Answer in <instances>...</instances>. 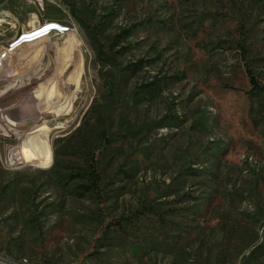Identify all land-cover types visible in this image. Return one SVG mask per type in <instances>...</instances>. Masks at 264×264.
Returning <instances> with one entry per match:
<instances>
[{
  "label": "rangeland",
  "instance_id": "374dc122",
  "mask_svg": "<svg viewBox=\"0 0 264 264\" xmlns=\"http://www.w3.org/2000/svg\"><path fill=\"white\" fill-rule=\"evenodd\" d=\"M0 18V256L264 264V0H0ZM50 22L68 31L22 38Z\"/></svg>",
  "mask_w": 264,
  "mask_h": 264
},
{
  "label": "bare ground",
  "instance_id": "6f19581e",
  "mask_svg": "<svg viewBox=\"0 0 264 264\" xmlns=\"http://www.w3.org/2000/svg\"><path fill=\"white\" fill-rule=\"evenodd\" d=\"M32 29L33 30L30 31V33L22 34V38H25V39L28 38L29 39V38L32 37L31 40L32 41L33 40L35 41L36 38H39L40 36L44 35L48 31L64 32V31L67 30L64 26H60V25H58L56 23H53V22H50V23H47V24L43 25V27L41 29H38L36 27H34ZM20 40H18V42H20ZM37 41H39V40H37ZM0 62H1V60H0ZM7 90H8V88H5L4 90H1L0 91V96L3 95V94H5V92ZM48 135H49L48 133L45 134V135H42V133H40V132H39V134L37 133L36 135H34V137L32 139H30L27 142L28 143L27 144L28 145L27 146V149H29L34 156H37V157L38 156H44L46 158V160H48V159L50 160V158H51V152H50V147H49V141L47 139V136ZM12 164L13 163L11 162L9 165H12ZM27 166L37 168V166L31 165L30 163L27 164ZM23 264H29L28 260H26V259L23 258Z\"/></svg>",
  "mask_w": 264,
  "mask_h": 264
},
{
  "label": "built area",
  "instance_id": "2783aa9c",
  "mask_svg": "<svg viewBox=\"0 0 264 264\" xmlns=\"http://www.w3.org/2000/svg\"><path fill=\"white\" fill-rule=\"evenodd\" d=\"M13 45H11L8 49H4L3 52H0V60L2 62L8 59L9 50L12 49V47H14ZM0 264H23V258L15 261L7 257L0 256Z\"/></svg>",
  "mask_w": 264,
  "mask_h": 264
},
{
  "label": "trees",
  "instance_id": "16d2710c",
  "mask_svg": "<svg viewBox=\"0 0 264 264\" xmlns=\"http://www.w3.org/2000/svg\"><path fill=\"white\" fill-rule=\"evenodd\" d=\"M248 77H249V84H250L251 89L253 91H261V92H264V86H262V87L259 86L257 84V82L255 81V79L253 78V76L250 73H248Z\"/></svg>",
  "mask_w": 264,
  "mask_h": 264
}]
</instances>
